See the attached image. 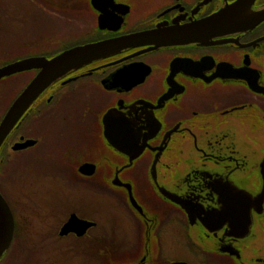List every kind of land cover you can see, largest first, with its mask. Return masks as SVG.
<instances>
[{"label":"flooded vegetation","instance_id":"af4514ba","mask_svg":"<svg viewBox=\"0 0 264 264\" xmlns=\"http://www.w3.org/2000/svg\"><path fill=\"white\" fill-rule=\"evenodd\" d=\"M7 1L36 28L3 44L0 9V68L106 47L42 87L0 146V179L21 164L59 180L55 238L88 264H264V0ZM40 71L0 79V121ZM100 197L130 235L99 231ZM72 216L93 225L60 235Z\"/></svg>","mask_w":264,"mask_h":264},{"label":"rangeland","instance_id":"374dc122","mask_svg":"<svg viewBox=\"0 0 264 264\" xmlns=\"http://www.w3.org/2000/svg\"><path fill=\"white\" fill-rule=\"evenodd\" d=\"M0 9L2 10V15L4 10L12 14H5L11 20L5 18V21H8L6 22L8 23L6 25L8 30L4 33V37L1 38L3 44L16 42L21 36H23V41L25 42L33 40L31 39V33L32 31L35 32L36 28V25L33 24L36 18L35 9L29 8L21 1L2 2ZM16 20L19 22L13 25ZM20 162H22L21 159ZM6 171L7 173L0 179V185L5 194L4 196L10 203L16 225L14 226L15 238L13 245L10 247L6 258L0 264H88L87 261L90 259L84 257L83 252L85 251H83L84 247L81 246V243L78 245H73L74 243H72L67 247L66 241H63L65 239L58 240L55 238L54 229L57 227H55V223L51 221L48 225V219L55 220L56 214L54 215V211H57L55 207L57 205L53 204L52 201L57 198L59 200L64 198V195L57 190L60 184L59 180L57 182L53 180L56 183L55 185H51L48 181L34 183L35 176L32 173V169L28 170V167L25 169L21 164L18 167L15 165L9 171ZM32 183L35 186L43 187L35 188ZM72 194L70 196L77 199L80 198V196H73ZM88 195V200L83 198L82 201L84 203L87 201V204H90L91 195ZM99 200H101L100 202L103 205L97 208L96 215L88 213L94 220L97 219L98 227H100L99 231L108 236V239L125 233L130 235L129 228L123 227V221H125L127 216L118 211V209L115 210L114 205L104 197H100ZM62 202L64 203V201ZM98 204L100 206V203ZM122 207L124 208V205ZM89 210L92 211V209ZM60 211L58 210L57 214H59V217L62 216L60 218L62 219L65 214ZM93 232L96 231L94 230L91 233ZM166 244H168V249L175 250L176 254L181 255L191 263L193 262L192 256L184 251L185 248H182L181 245L179 246L180 243L177 240L169 237ZM95 249L96 247L90 250L94 251Z\"/></svg>","mask_w":264,"mask_h":264},{"label":"water","instance_id":"95a60500","mask_svg":"<svg viewBox=\"0 0 264 264\" xmlns=\"http://www.w3.org/2000/svg\"><path fill=\"white\" fill-rule=\"evenodd\" d=\"M105 46L92 44L86 46H78L62 52L50 61L44 59H28L6 67L0 68V79L14 72L23 71L30 68H40V73L34 77V80L26 87V89L15 99L13 104L7 110L5 116L0 121V146L6 138L8 131L12 129L15 122L21 117L32 100L40 93L48 82L59 77V75L67 70L78 67L93 58H97L99 53L105 50ZM179 203V201H177ZM182 205V202L179 203ZM185 209V208H184ZM185 211L188 213L187 208ZM93 224L86 221L78 220L75 216L71 217L66 224L60 229V235H66L71 230L76 234L82 235L87 228ZM14 218L6 200L0 195V259L9 249L14 234Z\"/></svg>","mask_w":264,"mask_h":264},{"label":"trees","instance_id":"16d2710c","mask_svg":"<svg viewBox=\"0 0 264 264\" xmlns=\"http://www.w3.org/2000/svg\"><path fill=\"white\" fill-rule=\"evenodd\" d=\"M9 251H10V248H9V250L6 252V254H8Z\"/></svg>","mask_w":264,"mask_h":264}]
</instances>
